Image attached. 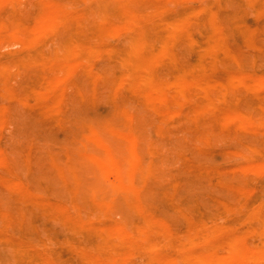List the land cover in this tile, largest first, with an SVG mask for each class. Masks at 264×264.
I'll use <instances>...</instances> for the list:
<instances>
[{"label":"rangeland","instance_id":"obj_1","mask_svg":"<svg viewBox=\"0 0 264 264\" xmlns=\"http://www.w3.org/2000/svg\"><path fill=\"white\" fill-rule=\"evenodd\" d=\"M2 1L0 25L7 27L0 30V264H25L24 253L34 255L35 264H146L145 255L133 257L129 247L114 249L96 235L100 229L125 226L140 240L155 239L160 229L146 231L148 218L164 223L182 241L158 251L161 257L182 254V243L197 229L214 221L225 224L227 218L236 227L241 251L264 252V212L247 214L250 197L264 206V122L253 126L255 135L225 123L236 113L258 117L251 99H222L218 89L180 94L174 83L166 89L171 103L155 107L120 84L109 52L126 43V35H114L112 29L130 22L136 34L154 33L183 18L204 41L222 38L213 22L199 19L195 10L207 9L214 16L226 11L240 15L231 23L245 29L243 37L222 38L241 46L240 65L206 55L198 67L199 47L180 35L169 39V46L174 60L189 68L185 80L210 82L241 73L264 77V0H115L106 9L99 0ZM46 19L57 26L47 31ZM37 29L41 34L33 38ZM149 40L157 48L151 58L163 61V42ZM257 46L263 51L257 52ZM154 75L174 79L167 63ZM205 111L213 115H201ZM91 132L110 152L99 149L97 155ZM116 135L120 139H113ZM87 143L94 144L93 152ZM131 152L139 159L138 168L131 166ZM109 156L131 177L128 191L111 187L91 160ZM82 161L86 170L78 165ZM257 164L263 169L241 170ZM70 219L88 225L93 236L76 232ZM211 236L218 246L184 251L226 255L233 231ZM70 246L74 250L67 254ZM250 264H264V259Z\"/></svg>","mask_w":264,"mask_h":264},{"label":"bare ground","instance_id":"obj_2","mask_svg":"<svg viewBox=\"0 0 264 264\" xmlns=\"http://www.w3.org/2000/svg\"><path fill=\"white\" fill-rule=\"evenodd\" d=\"M251 1L254 2L258 0H251ZM0 2H3V1L0 0ZM114 2L115 0H99L98 4L99 5L101 4L102 8L106 9V8H109L111 4ZM195 14L201 20L213 22L212 26L215 28V31L222 34V38L223 37L225 38L228 35H232L233 33H238L239 36L243 37L245 29L243 27L239 29L233 24L234 22L231 23V21H234V20L235 21H237L238 19L241 20L240 15L231 16L232 14H229L226 11H222L214 16L210 14L209 10L207 9L195 10ZM217 18H218V21H217L218 23L215 21L217 20ZM219 18L221 22H224L225 25L223 23H222L223 26L220 25ZM46 20L48 22L47 28H46L47 31H50L57 26V23L54 20L53 21L49 19H46ZM128 24H126L125 26L116 25L112 29V33L114 35H124L125 34L126 43L121 47H114V48L109 49V52L113 54V58H112L113 64L112 65H113V68L115 69L117 79L121 85H128L130 87V90L134 94H136V96L139 99L145 100L147 103L152 104L155 107H158L160 105H163V106L169 105L171 103V99L168 98V93L166 92V89L174 83H177L181 87L180 91L178 92L180 94L183 93L185 90L209 91L211 89H218V90H221L222 92L220 94V96H222V99H229V97L231 96H236L239 98L243 96L248 97L251 99L254 107L256 108L258 112V117H255L252 114H247V113H236V114H233L227 117L225 119L226 120L225 123L235 124L238 128L237 130L238 132L255 135L256 131L253 129V126H255V124H262L264 122L263 121V118H264V77L251 78L244 73L237 74V75L228 74L216 81H210V82L191 81L187 83L185 79L187 77V72L189 68L185 67L183 64L177 63L174 60L173 55L171 54L170 46H169V44L171 43L169 42V39L182 35L183 37L186 38L188 42L198 46L199 55H198V60L196 64V66L198 67L203 65L204 57L206 55L212 56L214 60L228 59V60L234 61L235 64L240 65L241 63L240 56H241L242 48L239 44L238 45L226 44L222 41L221 37L214 38L213 41H210V42H207V40L204 41V38L200 37L199 35H194L193 33L190 32L191 27L183 18H177L175 20H172L168 25L162 28V30L154 32V33L148 30H145V31L143 30L141 33L136 34L135 33L136 26L134 25V23L130 22V24L129 25ZM6 27L7 26L5 24L0 25V30H5ZM40 30L41 29H37L34 32L33 38L41 34ZM153 37H155L156 40L163 42L162 44L163 46L162 48H160V51H159L162 57L164 58L163 61H159V60L157 61L155 59H152L150 56L151 54L157 51L156 46L153 45L149 40L150 38H153ZM263 39H264V36H263ZM255 49L257 52L263 51L261 46H257L255 47ZM162 63L168 64L170 70L172 71L174 75L173 81H162L161 79L154 77L155 76L154 74L157 72L158 68L160 67ZM205 69H207V71H210L212 70V66H207ZM98 76L100 78L106 77V75H98ZM178 104H181V102L178 101ZM201 115L210 118L213 115V112L205 111ZM168 116L172 117L171 119H175L177 118V113L169 112ZM199 120H202V119H199ZM206 123L210 124L211 122L207 121ZM100 134L102 135V133ZM104 134L103 135L105 136V138L106 137L108 138L110 136V135L109 136L106 135V133ZM91 135H92L91 136L92 142L96 144L95 146L97 145L99 146V148L97 149V152H98L97 155H99L100 154L99 149H102V147L100 148V146H102L101 140L99 139L98 134L96 132H91ZM103 135L102 137H104ZM119 135L122 138L126 139L127 141H130L132 145L135 144V140L133 138H129L125 134L119 133ZM117 138L120 139V137H117V135L113 139H117ZM229 138L231 139L233 137H229ZM88 140L90 139H86V141ZM116 141L119 142L120 140H116ZM88 143L86 145H88ZM94 144H90V146ZM90 146H89V149H90ZM95 146H93V148ZM104 147L105 146H103L102 152H104L103 150H105ZM96 148H94V151L96 150ZM92 150L90 149L89 151L93 152ZM107 150H105V152H110L109 150L108 151ZM116 150L117 149H115V151ZM112 151L113 150H111V152ZM72 152H74V150H72ZM88 156L91 157V155L89 154ZM131 157L133 160L132 165H131L132 168L134 169L138 168L139 159L132 152H131ZM91 160L99 168L101 172V176H103L104 179L112 185L111 187L117 190V192H119L118 190L128 191L130 189L132 185L131 177L128 176L122 170L118 162H116V160H114L112 157L110 156L106 158L92 157ZM75 161H78V160H75ZM72 162L73 161H71V163ZM83 164H84L83 161L81 163H78V165H83ZM249 166L250 167L248 166L242 167L241 170L244 172L245 171L256 172L260 167L264 165L261 166L257 164V165H253V166L249 165ZM74 167L77 168V170H79L78 168H80L76 166ZM86 169L87 167L85 168V170ZM261 169H263V167ZM80 172H78V174H83L82 173L83 171H81V168H80ZM84 175H87V174H83V176ZM67 177L69 178V175H67ZM85 180H87V178L84 179V182ZM95 180H100V178L95 179ZM128 181H129L130 186L127 183ZM93 183L94 185H97V182L96 184H95V181ZM90 185H93V184L90 183ZM81 186H83V183ZM89 186L88 185L86 186L88 190H91V189L94 190L95 186H93V188L90 187V189H89ZM100 187L102 188V190L105 188V186H103L104 188L102 186ZM106 187H108V185ZM88 190H85V191H88ZM94 195H97V194L95 193ZM247 204L249 207L247 214L252 215L255 213L259 215V213L264 212V206H262L261 202H259L258 200H255V198L253 197L249 198ZM141 210L142 209L140 208V211ZM243 215L244 214H240L239 220ZM70 225L78 233L80 232L88 236H93V234L88 233V231L90 230V227L88 225L77 222L74 219H70ZM144 228L146 231H152L154 228H159L160 232L155 239H151V238L148 239L147 237L146 239L140 240L137 237H134L132 234H130L128 232V229H126L125 226H119L111 230H108V229L101 230L100 229L99 230L100 233L96 236L100 235L101 237H103L106 241V244L114 249L120 248L122 246L129 247L132 251L131 253L133 254V257H138V254L139 256L145 255L147 259L146 264H178V262H183L184 264H250L252 260L264 259V252H259V253L254 252L253 253L251 251H241L236 246L238 242L236 240L237 237L235 236L236 227L232 223V219L227 218L225 224H221L218 221H214L212 224L207 223L204 227L197 229L196 230L197 232L194 234V236H192L188 241H185L182 243L183 253L173 258H168L165 256L163 257L158 256L157 252L162 249L167 248L168 244H170L171 242H182L180 237L176 235L174 232H172L171 229H169L164 223L157 221V220L148 218L146 220V227ZM226 231L228 232L233 231L234 233V238H232V240L229 243V250L226 255H221L214 250L206 254H203L201 256H196L193 253L184 251L186 249H189V248H192L198 245H201L207 248H211L214 245L218 246L217 242L214 241V238L211 236V234L212 233L217 234V233H222ZM73 250H74V246H70L67 254H69L70 251H73ZM24 255L25 257H23V260H22L23 263L35 264L34 255H32L31 253H24ZM84 258L89 259L88 254H84Z\"/></svg>","mask_w":264,"mask_h":264}]
</instances>
